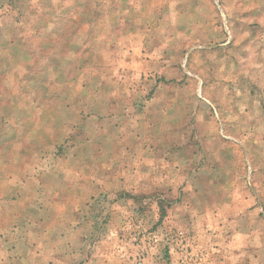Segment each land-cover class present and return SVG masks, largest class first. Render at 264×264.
<instances>
[{"label":"rangeland","instance_id":"1","mask_svg":"<svg viewBox=\"0 0 264 264\" xmlns=\"http://www.w3.org/2000/svg\"><path fill=\"white\" fill-rule=\"evenodd\" d=\"M0 264H264V0H0Z\"/></svg>","mask_w":264,"mask_h":264}]
</instances>
